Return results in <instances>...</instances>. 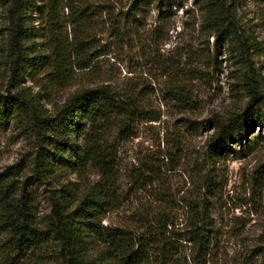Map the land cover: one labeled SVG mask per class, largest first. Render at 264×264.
<instances>
[{"label":"rangeland","instance_id":"1","mask_svg":"<svg viewBox=\"0 0 264 264\" xmlns=\"http://www.w3.org/2000/svg\"><path fill=\"white\" fill-rule=\"evenodd\" d=\"M174 1L170 9L161 11L153 3L143 5L126 18L130 0H84L90 14L78 27L67 22L68 9H64V40L73 41L77 34L84 49L67 57L61 70L54 60L35 73L27 70L21 83L42 93L51 112L60 110L78 90L107 86L114 93L133 89L146 111L159 114L157 120H138L135 134L118 145L122 200L118 208L105 213L102 224L142 232L158 217H167L172 224L167 229L185 233V220L194 214L209 235L207 264H264V125H255L247 139L230 141L231 150L210 154L208 144L214 133L212 117L241 112L248 101L242 82L246 65L229 56L226 40L216 50L214 35L204 30L202 0ZM234 8L257 85L264 91V3L240 0ZM31 21L42 52L53 56L46 50L52 35L47 18L35 12ZM7 26L0 4V92L4 94L14 92L5 60ZM255 108L264 112L262 104ZM82 133L74 134L76 145L82 143ZM110 141L116 149V138ZM64 149L55 172L43 179L33 163L35 141L13 122L0 126V172L17 166L12 169L14 177L31 196L41 225L51 212L54 189L65 186L78 198L99 178L94 170L82 171L69 161ZM50 150L57 151L53 146ZM149 166L157 171L148 177ZM114 181L116 190V167ZM1 222L0 216V264H20L8 257ZM193 255V246L181 240L180 260L192 262Z\"/></svg>","mask_w":264,"mask_h":264},{"label":"trees","instance_id":"2","mask_svg":"<svg viewBox=\"0 0 264 264\" xmlns=\"http://www.w3.org/2000/svg\"><path fill=\"white\" fill-rule=\"evenodd\" d=\"M125 17L133 16L143 5L170 9L174 0H130ZM264 3V0H262ZM41 2V3H40ZM205 8L204 30L214 35V46L220 50L228 42L229 56L246 65L243 83L248 101L241 112L227 117L214 116V128L208 142L210 154L230 149V141L247 139L252 128L264 125V112L255 107L264 105V91L257 85L249 46L236 16L235 4L240 0H202ZM8 22L5 60L12 72L8 83L14 92H0V126L13 122L16 128L36 143L33 163L36 173L45 179L55 172V162L64 159L79 169L97 172L99 178L75 198L67 187L54 189L50 196L51 212L41 225L31 196L14 177V167L0 172V216L7 236L8 256L20 264H184L179 256L180 241L194 248L192 262L207 264V229L196 215L185 220V233H173L166 218H157L142 232L129 226L102 224L106 212L119 207L118 145L129 140L138 120H157L159 114L146 111L133 89L114 93L107 86L78 90L60 110L51 112L43 103V95L30 86L22 85L25 72L35 73L55 61L60 69L65 59L79 54L83 40H64L61 12L68 9L67 22L78 27L90 14L84 0H0ZM45 16L52 32L46 41L53 56L42 52L35 39L34 13ZM165 13L162 15L165 16ZM119 30V25L116 26ZM158 29L155 28L154 32ZM57 33L56 35H54ZM54 60V61H51ZM61 70V69H60ZM82 133V143L76 145L74 134ZM116 138V149L110 139ZM54 147L57 151H51ZM54 155V159L50 155ZM116 167V190L114 176ZM148 177L157 170L149 166ZM142 175V173H140ZM144 176V175H143ZM149 182V180L147 181ZM151 182V181H150Z\"/></svg>","mask_w":264,"mask_h":264}]
</instances>
